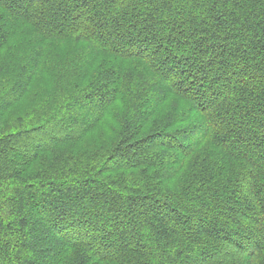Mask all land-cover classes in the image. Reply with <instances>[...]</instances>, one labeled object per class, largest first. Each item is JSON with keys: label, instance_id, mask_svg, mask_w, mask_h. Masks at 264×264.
<instances>
[{"label": "trees", "instance_id": "trees-1", "mask_svg": "<svg viewBox=\"0 0 264 264\" xmlns=\"http://www.w3.org/2000/svg\"><path fill=\"white\" fill-rule=\"evenodd\" d=\"M0 264H264V0H0Z\"/></svg>", "mask_w": 264, "mask_h": 264}, {"label": "rangeland", "instance_id": "rangeland-1", "mask_svg": "<svg viewBox=\"0 0 264 264\" xmlns=\"http://www.w3.org/2000/svg\"><path fill=\"white\" fill-rule=\"evenodd\" d=\"M54 48H56L55 50L56 51H59L60 53H64V51H63V49L62 48H60V47H57V46H55ZM53 48V49H54ZM48 70V71H47ZM51 73H50V71H49V69H46L45 71H44V73L41 75V76H39V78L38 79H36L35 81H34V83H33V87L35 86V89L36 88H40L41 86H43V85H46V86H49L50 85V83H51Z\"/></svg>", "mask_w": 264, "mask_h": 264}]
</instances>
